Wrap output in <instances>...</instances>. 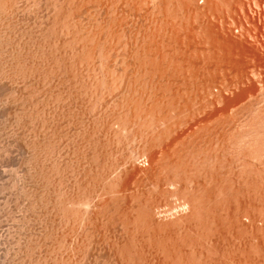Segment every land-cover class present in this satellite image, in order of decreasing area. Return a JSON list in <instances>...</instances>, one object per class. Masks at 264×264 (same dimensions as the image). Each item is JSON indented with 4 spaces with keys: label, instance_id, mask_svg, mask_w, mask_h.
I'll return each instance as SVG.
<instances>
[{
    "label": "rangeland",
    "instance_id": "1",
    "mask_svg": "<svg viewBox=\"0 0 264 264\" xmlns=\"http://www.w3.org/2000/svg\"><path fill=\"white\" fill-rule=\"evenodd\" d=\"M16 1H15L16 3L15 7L13 6L14 9H11V11L1 9V11H5V12H0V72L3 70L0 73V115H1L0 116V264H4V262L5 264H54V263L55 264H70V263L71 264H78V263L79 264H93V263L103 264V262L109 261V260H106L108 256H105V255H109V258L111 260L112 252H113V248L112 246H110L112 242L111 239L107 240V241H111L109 245L107 241L104 242V240L106 239L105 238L101 239V236H100V242L98 243L99 245L94 243V249H95L94 251V249L92 248L93 242L99 239V236H98L96 237V240L94 239L95 241H93L90 244L91 247L88 245V249L84 248L81 243L82 242L81 241L82 239H80L81 236L77 235V233L79 234L80 232H78V229L76 231V226L74 224H71L70 220L64 219L65 217L62 218V214H58L60 212H55V211H58V208L57 206L53 204L55 200L56 202L59 201L58 200L59 198H61L59 201L61 202L62 197L64 195H66L64 197L65 199H67L68 195L69 196L72 195L70 193H73L75 195V193L78 192L76 194H79L81 192L80 190L82 186L84 187V185L82 184L84 183V180H85L84 179L85 174H88V173L93 174L94 170L99 171L100 169H101L100 170L101 172L102 170L108 171V169H111L113 165L115 168V166L118 163L119 165L120 164L122 165L124 164L125 161L131 162L130 164H133L132 167L133 168L135 167V168L132 169L131 167L130 169H132V171L130 169L128 170L129 174H127V178H124V180L129 179V177H131L132 175L133 176L139 175L138 177L141 178L143 174H146L148 172L146 175H144L145 177L147 176L148 179L143 178V180L141 181L142 183L141 182L140 183L142 184V186L145 183L146 185L148 184V186L150 185L151 189L153 186V189H152L153 193L149 189V191L151 192V195L154 194L155 199L159 197L158 201L160 203L159 204L160 207L158 206L157 213L161 217V219H163L162 222L164 223L162 225L167 227L169 231L164 232V234L162 235L163 231H165V227L164 228L158 227V225L162 226L160 224H157L155 226V229L157 227L159 229L161 228L160 230L163 229L162 231H160L162 233H159L161 235L157 233L159 237H162V236L164 237V235L166 236L165 233L167 234L169 233L166 237L170 235L167 241L165 240L166 237L164 239H162L163 237L161 238V240L166 241L165 243L163 242L162 246H165L164 244L169 243L170 241V243L176 245V246L173 245V247L174 248L176 247L177 249L175 253L177 251H178L177 253L182 252L181 254L179 253L180 256H178L177 253L176 255H174L173 250L175 249H172V250L170 249V248H173L171 247L172 244H167V245H170V248H168L169 246L167 247V249H169L168 253L170 252V250L172 251V254L170 255L168 254L169 257L172 255L180 259L179 261L175 257H173L174 259L173 260L171 259L173 262L171 260H168L171 262V263L169 262L170 264H179V263L180 264L181 263L183 264H187V263L188 264H193V263L194 264H205V263L206 264H244V263L245 264H264V245H263L264 244V121H263L264 120V58H263L264 57V0H186V1L185 0L184 1L183 0H167V1L166 0H145V2H143L144 0H140V2L139 0H136V1L129 0V2L128 0H119V2H117L118 0H112V1L103 0L101 2L102 4L100 3L98 4V6H96L92 1L88 4L90 0L86 1L87 3L85 2V0H82V3L80 2L81 7H79L80 11L77 7L78 4L80 3H78L77 6L75 5L73 7L78 11L77 12L76 10H74L78 13V15L80 12V17L78 15L75 17H77L76 18L77 20H80V21H77V24L79 22L81 24L79 26L76 25V27L75 26L73 27V25L76 24L75 23L76 19L74 18L75 24L74 23L73 25L68 24L70 25L68 33L67 32L59 33L60 36L58 34L59 28H57L56 30L55 28L59 27V25H61L60 23L62 22L64 23V21L61 20L62 14L64 15V13H61L60 11L61 19L60 18L58 19L57 18V16L59 17V13L57 12L58 9H53L54 7H52L51 0H16ZM83 1L85 2V4ZM124 1L126 4L124 3ZM132 1H134V3ZM179 1H181V3ZM82 4L85 6H83ZM165 5H169V6H165ZM125 6L127 8H125ZM178 7L181 8L180 9L181 11L179 10ZM81 8H82V11H81ZM76 12H75V15L77 14ZM55 13L58 15H56ZM54 16L58 20H56ZM112 18H115V20L116 18L118 19L122 18V20L120 21L121 23L123 22L122 23L123 29L121 30V34L119 33L120 36L119 34L116 36L111 34L112 32L111 25L114 20ZM53 19L56 20L54 21V23L52 22ZM118 19L116 20V22H118ZM127 19L129 21H127ZM59 20L62 22H59ZM52 24L53 26L54 24L55 25L59 24V25H57L56 27L54 26L52 28ZM71 26L72 28L76 30L77 32L76 37L79 36L78 39H80V36L83 34V36H81L83 39L82 40L80 39L81 40L80 42L77 41L78 39L76 37L74 38L76 34L74 29H72V31L75 34L74 36L72 35ZM78 27H81V28L84 27L83 28L84 30L80 28L81 30L79 29L80 31L79 30L77 31ZM88 27L91 30H89ZM176 28H178V30ZM169 29L175 32L174 35H173V32H171V30ZM50 30L55 31L53 35H52V31ZM85 30H87V32H85ZM175 30L179 33V35ZM49 31L51 32V34L49 33ZM82 31L84 33H82ZM89 31L91 33H88ZM64 33L66 34V37ZM85 33L86 34L88 33V34L86 35ZM170 33L173 35V37ZM61 34H62V37H61ZM90 34H93V35H90ZM152 34L155 36H153ZM53 36L54 38L56 37L55 40ZM86 36L90 38L88 42L85 40ZM110 36H114V37H111L113 38V40L110 39ZM149 36L154 37L155 39L150 38ZM161 36H164V38H167V40L162 38ZM170 36H171V39H170ZM67 37H69L71 41V42L69 41L70 43L68 42ZM65 38H67V40H65ZM71 38L73 40L75 39L78 43H75L76 41H72ZM118 38L120 40H118V43H116ZM168 38L170 39L171 42L169 41ZM173 38L175 39L173 40ZM176 38L178 42L176 41ZM99 39L102 41H100ZM146 39H149L148 40L149 43L152 42V40H154V42L155 41L158 42L160 39L162 40L164 39V41L166 40L167 43L169 41L170 44L175 42L174 46H176L177 44H180L179 46H181L180 48L181 51L180 49H178V52L173 51L172 53V50H171V54H174L175 52L178 54V56H175L177 54H174L173 55L174 57L180 56L179 58H181L182 56L184 60L185 59L186 61L188 60L187 62L183 61L185 64L188 63L187 65L188 68L183 63L182 69L184 71L183 70L179 71L183 73V74L181 73V75L184 78L186 77L187 80L185 78V82H186V87H185V85L182 86L180 82L182 79L180 73L175 74V75L177 74L180 75L176 77V80H174L175 77L171 78L173 79L171 83V87H172L171 92L172 93L174 92V94H177V95L175 98V105H174L175 108L174 106H172L171 108L172 110L169 109V117L166 120L167 124L169 122V125L167 126L169 128H166V131L170 132L169 134L173 136L171 137L169 135V138H168L167 137L168 134L166 135L167 132H165L164 136L166 135L165 136L166 140L165 138H163L164 136L160 138V140L162 139L161 141L157 140L156 137H153V139L155 138L154 140L156 144L154 143V140L149 137L148 140H146V142H149V139L152 140L153 141L152 146L151 144L149 145V143L142 142V146H145L144 149H146V151L142 148L143 151L142 150L141 151L143 152V154L140 155L139 149H141V147H138L139 157L137 158L138 155L133 156L136 159V161L135 160L133 161V159L129 157L131 159L130 161L127 159V155L129 156L128 153L130 151L128 152L127 150L131 147V145H133L135 140L131 139L126 134H125L126 135L125 138L120 136L122 138L119 141H117V139L115 141L114 139L116 138L117 135L113 132V130L116 129L115 127L117 126V124L115 126L114 124L115 122L112 120V118H114L113 117L114 115L112 114L114 112V110H112V107H113L112 105L113 103L115 104L114 105L115 108L114 107L113 108L116 110L118 108L117 104L118 103L120 104V101L122 98H124V95L121 98V95L117 94L119 93V91L121 94L122 89H120V84H119V87H117L118 83L115 82L116 85L113 83L114 80L116 79L113 80L111 78L113 77L114 74L116 75L115 71H119L123 67H126V70L127 69L129 70L130 68L132 72L130 70L129 71L127 70L126 72H131L130 76L133 75V78L142 79L143 77L144 78L147 77L142 74L143 72L142 70H140L141 72L139 71L140 68L137 69V72H136L135 69L137 66L134 65L135 62L131 59L132 57L128 58V55H127V58H128L127 59L126 55L124 56L125 53L129 52L130 49H127L129 46L134 44L135 47L136 46L138 47L139 44L141 45V43L143 42H144L143 44L147 43L145 42ZM59 40L61 42L62 40H64L65 46L61 44ZM66 41L69 44H67ZM58 42L60 44H58ZM99 42L100 43L103 42L102 45L99 44ZM12 43L14 45H12ZM81 43H84V44L86 43L89 49L92 47H95L97 49H102V50L104 49L103 51L108 50V53L109 52L110 53L108 54L104 52V54H107L108 56L104 55L102 60L101 59L98 60L96 58L97 60L96 61L95 58L90 55L89 53L90 50L88 49L87 45L84 46L85 48L82 47V51H81ZM104 44H106V47L107 46L108 47L106 48ZM51 45H52V48H50ZM75 45L79 47H76ZM95 45L96 46L101 45V47L98 48ZM109 45L112 47L109 48L110 47ZM182 47H184L183 49L185 53ZM87 49L89 50L88 52L86 51ZM55 52L58 55L55 54ZM85 52H87V54L90 57L86 55ZM189 52H190V55L188 54ZM70 53L76 57L75 58L71 55L76 61H74L72 57H70ZM183 53L185 54V57L184 55H182ZM31 55H32V58H31ZM62 56L64 57V59L62 58ZM29 57L31 60L29 59ZM69 57L70 59L74 61V62L72 61V63L73 64L75 63V65H73L74 68L70 65L71 60L69 59ZM191 57H194L196 60L192 59ZM37 58L39 59L37 60ZM55 58L58 59L60 63H56L58 62V60L56 61ZM66 58L67 60H65ZM79 58L81 59L78 60ZM91 58L94 60H90ZM52 59H54L55 61ZM60 60H62L63 62H61ZM64 60L66 61V63L68 62L69 63L66 64ZM130 60L132 61V63ZM25 62H27L28 64L27 63L25 64ZM49 63L51 64L48 65ZM129 63H131L132 66H136L134 67V70H132L133 68L131 64ZM17 64L19 66H17ZM65 64L66 66H68V68L65 66ZM51 66L52 67L54 66L55 68L54 67L52 68ZM189 66L192 67L190 70H188ZM196 66H197V69H196ZM12 67L16 68V69H12L14 72L18 68H19V71H16L14 73L11 70ZM20 67L21 68L25 67V70H27V72L23 71L24 72L23 73L20 70L21 69ZM28 67H30L31 69L28 70ZM69 67H71L72 69L71 68L69 69ZM185 67L187 69H185ZM93 68L95 71L93 70ZM75 69H76V72H74ZM192 69L196 71L193 70L194 72H192L191 71ZM54 70L56 73L54 72ZM72 72L74 73V75ZM191 72L193 73L194 77L192 76ZM107 73H110V74H107ZM134 74L137 77L136 76L134 77ZM91 75L92 76L94 75L95 79ZM102 75L103 77L101 78ZM154 77L160 79V77H157V76H154ZM97 78H99L98 81H97ZM146 79H148V77ZM111 80L113 81L111 82ZM196 80H199V81H196ZM140 81L135 80V82L137 83L135 85V90H137L136 88L140 86L139 87L140 90L138 88L139 94L146 93L148 95L150 92H154L156 90L155 88H157V86L155 85L156 87H154V90L152 91L153 87H151L150 84H148L147 82L143 84ZM185 82L183 83L185 84ZM196 83L198 85H196ZM146 84H147V87H146ZM175 85H178L179 86L178 88L180 89H178L177 86ZM121 88H123V84ZM144 88H145V91H144ZM176 90L177 92H175ZM69 91L71 93H69ZM135 93L138 94L137 91ZM149 101L150 100H148V102ZM110 110H112L111 113H110ZM173 110L175 111L173 112ZM28 111L29 113H27ZM170 112L172 114H170ZM182 116H185V117H182ZM107 117L109 120L107 119ZM162 125L163 123H159L158 127ZM152 135L153 134H151V136ZM87 136L89 137V139ZM81 137L84 140L81 139ZM120 137L117 136V138L119 139ZM41 139L42 140L44 139V140L42 141ZM37 143L38 145L39 144L40 145L38 146ZM50 143L53 144L54 146L53 145H52L53 147L50 146L51 145ZM45 144L46 146H48V148L44 146ZM161 144L162 145L164 144L165 148ZM32 145L34 146V148ZM94 145L96 146L101 145V146L100 148L97 146V149L95 150L96 147H94ZM139 146H141V143ZM150 147H153V148H150ZM32 149H34V152ZM91 149L94 150L95 152L92 151ZM165 149H167L166 153L164 152L165 154L162 155L161 151ZM83 154L85 155L83 156ZM135 154L136 153L134 152L133 155ZM142 155L144 158L142 157ZM160 155H161V158H159ZM130 156L132 157V154ZM166 156H169V157H166ZM95 157L97 160L94 159ZM102 158H104L105 161L107 160L106 161L107 163L104 162ZM111 158H113L112 161H108V160H111ZM122 158H124L125 160ZM93 160L94 161L96 160L95 163L97 164H95ZM102 162H104V165ZM171 162L174 163V165ZM54 164L56 165V167H60L61 171H60V168H56L59 171L54 170V167L52 166ZM98 165L100 166V169ZM146 166L149 169V171L146 168ZM88 169L89 170L93 169V170L91 172ZM174 170L177 171V174ZM38 171L42 172L43 175L41 174L42 175L41 176ZM171 172H173L174 175ZM164 175L166 176L168 175V177ZM177 176H178V180L176 178ZM45 177H47L48 179L47 178L45 179ZM85 178H86V175H85ZM87 178H88V175H87ZM189 178H191L190 181L192 180L191 181L193 182L192 184L189 181ZM144 179L148 181L149 183H151V181H154V183L149 184ZM149 179L151 181H149ZM80 185H82L81 188H80ZM186 185L187 186L189 185L188 187L190 188H188ZM190 185H193V186H190ZM194 185H196V189L194 188L195 187ZM142 186L139 187V184H138L137 189L138 191L143 193L145 189ZM139 188L141 189L143 188V189L140 190ZM198 188L200 191L199 190L197 191ZM178 190L179 192H182V193H179ZM183 190H185V193H183ZM159 192H161L162 198L158 196ZM187 192H189V194H187ZM190 192L194 193L193 195L194 197H196L197 195L198 198L196 197L194 199L196 201L194 200H192L193 202L189 201V198L192 195ZM144 193L149 194L148 191L147 192L145 191ZM180 194H185V197H184L185 199L183 198L184 201L181 198L183 197V195L180 196ZM206 194L208 198L206 197ZM55 196H60V197L58 198ZM154 196H151V198ZM54 198L55 200L53 201ZM187 198L188 200H186ZM202 199L204 200L206 199L205 202L203 201L204 203L201 201ZM182 202H184L185 204ZM188 202L193 207L192 208L193 210L191 209V206L189 207L190 204ZM196 202H197V205H196ZM30 203L31 204L33 203L32 208H30L31 207ZM216 205L218 206L216 207ZM53 206L56 207L57 210L54 209ZM199 206L201 209V210L199 209L200 213L197 210ZM194 208L196 210H194ZM202 209H205L206 211L204 210L205 212H202L203 211ZM48 211L50 212L51 215L49 214ZM193 211L195 212L197 211L196 213H199V215L195 214V212L193 214ZM191 212L192 214H190ZM57 215L61 217L59 218ZM188 217H190V219ZM179 218H182V219H179ZM165 219H167V221H165ZM210 219L212 220L210 221ZM66 220L69 222H67ZM178 220H180L181 223L179 221V224H178V222H176ZM231 220H235V221H231ZM159 222L161 223V220ZM169 226H171L172 229ZM257 226H259V228H257ZM68 227L71 229H69ZM158 228L156 230H158ZM183 231H186V233ZM46 233L48 237L45 236ZM73 235H76L78 238L76 239V236H73ZM155 236H157L156 233H155ZM159 237L157 238L155 237V239L157 240L159 239ZM69 238L70 239L73 238V239L70 240ZM33 239H35V241ZM61 239L64 241H62ZM75 240L77 243L81 241L79 243L81 245L79 244L76 245L77 244L76 243L74 247L73 244L75 243ZM175 240L177 241L176 243H175ZM178 240L181 242H178ZM192 240H194V242ZM57 241L59 244L57 243ZM32 243L34 244L37 243V244L35 247L33 246L34 249L32 250V254H31V251H27V250H29V247L32 245ZM60 243H63L64 245L63 244L61 245ZM155 243L158 246L160 244V243L158 244L157 242ZM26 245L27 247L28 246L29 247L27 248ZM97 245L99 247L102 246L101 250L100 248H98ZM79 246L80 247L82 246V248L85 251ZM155 246H153V251H152V254L154 255V257H152L153 263L154 264L167 263V258H166V262L164 260V258L167 256L166 255L167 251H165V254H164V249L166 247H164V249H162L163 247L162 248L160 247L162 249V252H161L160 251L161 249L158 247L159 249L158 250L157 246L156 247ZM178 246L179 247L181 246V248H178ZM110 247H111V250H110ZM89 248L93 249V251L95 252L94 253L95 255L90 256L91 254H93V252L92 250H90L91 251L90 252ZM96 248L99 249L98 253H96ZM30 249L32 248L30 247ZM66 249L68 251H66ZM25 250H26V254H24ZM222 250L224 253L222 252ZM69 251L71 253H69ZM99 251L101 252L99 253ZM108 251L109 253L111 251L112 252L108 254ZM28 252L30 253L29 255H28ZM86 252L87 254H85ZM81 253L83 254V256ZM89 253L91 254L89 255ZM155 253H157V255ZM162 253L164 254L163 256H162ZM29 256H31L32 258ZM181 256H184V257L182 258ZM58 257L60 258L58 259ZM65 258H68V259H65ZM174 260H175V263H174Z\"/></svg>",
    "mask_w": 264,
    "mask_h": 264
},
{
    "label": "bare ground",
    "instance_id": "2",
    "mask_svg": "<svg viewBox=\"0 0 264 264\" xmlns=\"http://www.w3.org/2000/svg\"><path fill=\"white\" fill-rule=\"evenodd\" d=\"M15 1L16 0H0V12H5V11H1V9H4V10H9V11H11V9H14L13 8V6L15 7ZM52 1V7H54L53 9H58L57 10V12L59 13V17L57 16V18L59 19H61V17H60V11H61V13H64V15L62 14V19L61 20H63L64 21V23L62 22V21H60L59 20V22H62V23H60L61 25H59V24H57V25H59V27H56L57 25H55L54 24V26L56 27L55 28V30L57 29V28H59L58 30V34L59 33H62V32H67L68 33V31H69V27H70V25H73V23H74V21H75V19L77 18V17H75V16H77L78 15V11L75 9V8H73L75 5L77 6V4L78 3H82V0H51ZM86 1H89V0H85V2ZM93 2L96 6H98V4H100L103 0H90L89 2H88V4L90 3V2ZM112 1V0H111ZM134 1H136V0H134ZM134 1H132L133 3H134ZM167 1V0H166ZM184 1V0H183ZM186 1V0H185ZM17 2V1H16ZM84 2V1H83ZM85 2H84V4H85ZM117 2H119V0L117 1ZM128 2H129V0H128ZM139 2H140V0H139ZM138 2V3H139ZM142 2V1H141ZM143 2H145V0L143 1ZM180 3H181V1H179ZM188 2V1H187ZM81 3L80 4H78V9H79V7H81L80 5H81ZM87 3V2H86ZM110 3V2H109ZM124 3H125V1H124ZM164 3V2H163ZM177 3V2H176ZM189 3V2H188ZM87 4V5H88ZM102 4V3H101ZM120 4V3H119ZM126 4V3H125ZM128 4V3H127ZM132 4V3H131ZM167 4V3H166ZM185 4V3H184ZM187 4V3H186ZM83 5V4H82ZM86 5V6H87ZM188 5V4H187ZM186 5V6H187ZM50 6H51V4H50ZM83 6H85V5H83ZM118 6V5H117ZM127 6V5H126ZM125 6V8H127ZM146 6V5H145ZM148 6V5H147ZM163 6V5H162ZM165 6H169V5H165ZM177 6H179V5H177ZM134 7H135V5H134ZM181 7V6H180ZM36 8V7H35ZM92 8V7H91ZM113 8V7H112ZM116 8V7H115ZM133 8V7H132ZM141 8V7H140ZM143 8V7H142ZM146 8V7H145ZM179 8V7H178ZM185 8V7H184ZM93 9V8H92ZM122 9V8H121ZM129 9V8H128ZM181 8H179V10H180ZM196 9V8H195ZM19 10V9H18ZM63 10V11H62ZM74 10H76V11H74ZM98 10V9H97ZM104 10V9H103ZM131 10V9H130ZM177 10V9H176ZM175 10V11H176ZM179 10H178V12H179ZM189 10V9H188ZM79 11H80V9H79ZM81 11H82V8H81ZM119 11V10H118ZM181 11V10H180ZM55 12V11H54ZM56 12V13H57ZM75 12L77 13L76 15H75ZM90 12V11H89ZM132 12V11H131ZM138 12V11H137ZM171 12V11H170ZM55 13V14H56ZM119 14V13H118ZM14 15V14H13ZM56 15H58V14H56ZM98 15H100V14H98ZM19 16V15H18ZM52 16V15H51ZM63 16H64V18H63ZM79 17H80V12H79V15H78ZM112 16V15H111ZM114 16V15H113ZM119 16V15H118ZM15 17V16H14ZM84 17V16H83ZM97 17V16H96ZM106 17V16H105ZM104 17V18H105ZM109 17V16H108ZM107 17V18H108ZM115 17V16H114ZM121 17V16H120ZM126 17V16H125ZM183 17V16H182ZM6 18V17H5ZM54 18H55V16H54ZM75 18V19H74ZM110 18V17H109ZM56 19V18H55ZM53 19V23H54V21H56V20H58V19ZM91 19V18H90ZM95 19V18H94ZM101 19V18H100ZM112 19H114L113 20V23H112V25H111V34H113L114 36H116V35H118L119 33L121 34V30L123 29L122 28V23H121V21L120 20H122V18L120 19H118V18H116V20L118 19V22H116V20H115V18H112ZM139 19V18H138ZM188 19V18H187ZM41 20V19H40ZM110 20V19H109ZM177 20V19H176ZM190 20V19H189ZM15 21V20H14ZM77 21H80V20H77L76 19V24L75 25H73V27L75 26L76 27V25H80L81 23L79 22L78 24H77ZM114 21H115V23H114ZM127 21H129L128 19H127ZM181 21H182V19H181ZM180 21V22H181ZM91 22V21H90ZM105 22V21H104ZM196 22V21H195ZM10 23V22H9ZM50 23V22H49ZM57 23H58V21H57ZM88 23V22H87ZM93 23V22H92ZM100 23H101V21H100ZM111 23V22H110ZM164 23H166V22H164ZM8 24V23H7ZM28 24V23H27ZM68 24H70V25H68ZM104 24V23H103ZM15 25V24H14ZM164 25V24H163ZM170 25V24H169ZM8 26V25H7ZM53 26V24H52V28L54 27ZM82 26V25H81ZM100 26V25H99ZM171 26V25H170ZM173 26V25H172ZM5 27V26H4ZM40 27V26H39ZM44 27V26H43ZM104 27V26H103ZM108 27H110V26H108ZM164 27V26H163ZM81 27H78L77 28V31L80 29ZM84 28V27H83ZM83 28H81L82 30H84ZM89 28V27H88ZM166 28V27H165ZM14 29V28H13ZM50 29V28H49ZM72 29H74V28H72V26H71V31H72ZM80 29V30H81ZM94 29V28H93ZM167 29V28H166ZM172 29H173V27H172ZM177 30H178V28H176ZM200 29V28H199ZM38 30V29H37ZM67 30V31H66ZM75 30V29H74ZM79 30V31H80ZM88 30V29H87ZM87 30H85V32H87ZM89 30H91L90 28H89ZM169 30H171V29H169ZM50 31H52V30H50ZM49 31V33L51 34V32ZM125 31V30H124ZM123 31V32H124ZM176 31V30H175ZM208 31V30H207ZM210 31V30H209ZM9 32V31H8ZM21 32V31H20ZM48 32V31H47ZM54 30L52 31V35L54 34ZM75 32H76V30H75ZM96 32V31H95ZM139 32V31H138ZM161 32V31H160ZM171 32H173L172 30H171ZM177 32V31H176ZM196 32V31H195ZM14 33V32H13ZM79 33V32H78ZM82 33H84L83 31H82ZM88 33H91L90 31L88 32ZM87 33V34H88ZM104 33V32H103ZM107 33H108V31H107ZM126 33V32H125ZM157 33H158V31H157ZM174 33L175 32H173V35H174ZM178 33V32H177ZM207 33V32H206ZM65 34V33H64ZM74 32L72 31V35L74 36ZM86 34V33H85ZM86 34V35H87ZM106 34V33H105ZM104 34V35H105ZM120 34H119V36H120ZM124 34V33H123ZM154 34V33H153ZM152 34V35H153ZM163 34V33H162ZM171 34V33H170ZM181 34V33H180ZM51 35V36H52ZM56 35V34H55ZM69 35V34H68ZM67 35V36H68ZM76 35H77V32H76V34H75V36H74V38L76 37ZM81 35V34H80ZM90 35H93V34H90ZM89 35V36H90ZM151 35V36H152ZM160 35V34H159ZM158 35V36H159ZM168 35V34H167ZM172 35V34H171ZM173 35H172V37H173ZM178 35H179V33H178ZM186 35V34H185ZM203 35V34H202ZM214 35V34H213ZM28 36V35H27ZM38 36V35H37ZM47 36V35H46ZM57 36V35H56ZM59 36H60V34H59ZM64 36V35H63ZM71 36V35H70ZM69 36V37H70ZM81 36H83V34L81 35ZM80 36V39L82 40L83 38ZM85 36V35H84ZM106 36V35H105ZM108 36H109V34H108ZM114 36H110V39H112L113 40V38H111V37H114ZM132 36V35H131ZM138 36V35H137ZM146 36H147V34H146ZM151 36H149L150 38H153V39H155L154 37H151ZM153 36H155V35H153ZM2 37H3V35H2ZM43 37V36H42ZM61 37H62V34H61ZM65 37H66V34H65ZM69 37H67L68 38V42L70 41V39H69ZM78 37L79 36H77L76 38L78 39ZM104 37V36H103ZM133 37V36H132ZM149 37H147V38H149ZM160 37V36H159ZM162 38H164V36H161ZM166 37V36H165ZM187 37V36H186ZM205 37V36H204ZM215 37V36H214ZM213 37V38H214ZM53 38H54V36H53ZM56 38V37H55ZM55 38H54V40H55ZM67 38H65V40H67ZM73 38V37H72ZM71 38V40L72 41H76L75 39L73 40ZM85 38V37H84ZM87 38H88V36H86V38H85V40L88 42L89 41V39L90 38H88V40H87ZM117 38V37H116ZM136 38V37H135ZM177 38H178V36H177ZM177 38H176V41H177ZM184 38V37H183ZM14 39V38H13ZM50 39H51V37H50ZM61 39V38H60ZM62 39H64V38H62ZM80 39H78L77 41H81ZM133 39V38H132ZM143 39H144V37H143ZM157 39H158V37H157ZM164 39H166L167 40V38H164ZM164 39L162 40V39H160L158 42H154V40H152V42H150L149 43V39H146L145 40V42H147V43H145V44H143L144 42L143 41H141V42H143V43H141V45L139 44V46L137 47H135V45L134 44H132L131 46H129L127 49H130L129 50V52H127V53H125L124 54V56L126 55V58H127V55H128V58H131L135 63H134V65H136V66H132V61H131V63H129V64H131V66H132V70H134V67H136V72H137V69H139V71L140 70H142L143 72H142V74L143 75H145V76H147L148 77V79H146V78H144L143 76V78L141 79H136V78H133V75L132 76H130V73L132 72L131 70H130V68H129V70L131 71V72H126L127 70H126V67H123V68H121L119 71L121 72H119V71H115L116 72V75L114 74L113 75V77L111 78V79H116V80H114V84H115V82L116 83H118V86L117 87H119V84H120V89H122L121 90V94H120V91H119V93H117V94H119V95H121V98L123 97V95H124V98H120L121 99V101H120V104L118 103L117 104V109L115 110L114 108V103H113V107H112V110H114V112L112 113L114 116V118H112V120L115 122H113L114 124H115V126H116V124H117V126L115 127L116 129L115 130H113V132L118 136V137H120V136H122V137H126V135H128L131 139H134L135 140V142L133 143V145H131V147L127 150L129 153V156L127 155V159L128 160H130L131 161V159H133V161L135 160L136 161V159L133 157V156H136V155H138V151H139V154L141 155V154H143V149H144V147L145 146H142V142H144V143H149V145L151 144V146H152V144H153V141L152 140H150L149 139V142H146V140H148V138L150 137V138H152L153 139V137H156L157 138V140H160V138L161 137H163L164 136V134H165V132H167L166 131V128H169V127H167L168 125H169V122H168V124L166 123V120L168 119V117H169V109H171L172 108V106H174L175 105V98H176V95L177 94H174V92L172 93L171 92V90H172V87H171V83H172V81H173V79H171L172 77L174 78L175 77V79L174 80H176V77L177 76H180L181 75V73L182 72H179V71H182L183 69H182V67H183V61H186V59L184 60V58H182V56H181V58H179V57H174L173 55L174 54H177V53H175L176 51L178 52V49H180L181 48V46H179L180 44H177L176 46H174V43L175 42H173V43H171L170 44V39H171V36H170V39H169V41H168V43H167V41L165 42L164 41ZM175 38H173V40H174ZM180 39V38H179ZM53 40V41H54ZM100 40V39H99ZM106 40V39H105ZM115 40V39H114ZM118 40H120L119 38L117 39V41H116V43H118ZM172 40V41H173ZM10 41V40H9ZM40 41H42V40H40ZM60 41V40H59ZM75 42V43H78V42ZM100 41H102V40H100ZM131 41V40H130ZM182 41V40H181ZM5 42V41H4ZM55 42V41H54ZM63 42V43H62ZM62 42L60 41V43L61 44H63L64 46H65V41L64 40H62ZM67 41H66V43L67 44H69ZM178 42V41H177ZM218 42V41H217ZM40 43V42H39ZM56 43H57V41H56ZM59 42H58V44H60ZM74 43V44H75ZM102 43L103 42H99V44H101L102 45ZM107 43H108V41H107ZM126 43V42H125ZM133 43V42H132ZM153 43V44H152ZM165 43H167V44H165ZM20 44V43H19ZM35 44V43H34ZM55 44V43H54ZM57 44V45H58ZM98 44V43H97ZM110 44H111V42H110ZM115 44V43H114ZM12 45H14L13 43H12ZM41 45V44H40ZM48 45V44H47ZM53 45V44H52ZM52 45L50 46V48H52ZM57 45H55V46H57ZM71 45V44H70ZM87 44L85 43H81V51H82V47L83 48H85L84 46H86ZM101 45H99V46H96V47H101ZM113 45V44H112ZM54 46V47H55ZM72 46H73V44H72ZM76 46V45H75ZM79 46H80V44H79ZM79 46H76V47H79ZM104 46L106 47V44H104ZM110 46V45H109ZM114 46V45H113ZM116 46V45H115ZM212 46V45H211ZM53 47V48H54ZM60 47V46H59ZM68 47V46H67ZM87 47H88V45H87ZM86 47V48H87ZM91 47V46H90ZM108 47V46H107ZM106 47V48H107ZM112 46H110L109 48H111ZM187 47V46H186ZM197 47V46H196ZM213 47V46H212ZM218 47V46H217ZM6 48V47H5ZM49 48V49H50ZM104 48V47H103ZM105 48V49H106ZM114 48V47H113ZM184 47H182V49H183ZM215 48V47H214ZM34 49V48H33ZM78 49V48H77ZM88 49H89V47H88ZM86 50L87 52L90 50V55L92 56V57H94L95 58V60H96V58L98 59V60H102V58L104 57V55H107V54H104V52H106V53H108V50L107 51H103L102 49H97V48H95V47H92V48H90L89 50ZM189 49V48H188ZM217 49V48H216ZM32 50V49H31ZM45 50V49H44ZM65 50H66V48H65ZM71 50V49H70ZM161 50V51H160ZM171 50H172V53H173V51H175L174 52V54H171ZM195 50V49H194ZM198 50V49H197ZM17 51V50H16ZM43 51V50H42ZM55 51V50H54ZM110 51V50H109ZM180 51H181V49H180ZM183 51H184V49H183ZM196 51V50H195ZM213 51V50H212ZM3 52V51H2ZM48 52H49V50H48ZM67 52V51H66ZM87 52H85L86 53V55H88L87 54ZM113 52V51H112ZM123 52V51H122ZM126 52V51H125ZM208 52V51H207ZM215 52V51H214ZM18 53H19V51H18ZM29 53V52H28ZM32 53V52H31ZM54 53V52H53ZM52 53V54H53ZM110 53V52H109ZM108 53V54H109ZM184 53H185V51H184ZM182 54V55H184V57H185V54ZM49 54V53H48ZM47 54V55H48ZM55 54H57L56 52H55ZM189 55H190V52L188 53ZM193 54V53H192ZM209 54V53H208ZM13 55V54H12ZM29 55V54H28ZM46 55V56H47ZM58 55V54H57ZM60 55V54H59ZM69 55V54H68ZM72 54L70 53V57H72L71 56ZM85 55V56H86ZM118 55V54H117ZM194 55V54H193ZM10 56V55H9ZM18 56V55H17ZM45 56V55H44ZM51 56V55H50ZM65 56V55H64ZM89 56V55H88ZM87 56V57H88ZM108 56V55H107ZM175 56H178V54L177 55H175ZM186 56H187V54H186ZM195 56V55H194ZM11 57V56H10ZM16 57V56H15ZM24 57V56H23ZM54 57V56H53ZM56 57V56H55ZM61 57V56H60ZM70 57H69V59H70ZM73 57H75V56H73ZM72 57V59L74 60V61H76L74 58ZM90 57V56H89ZM31 58H32V55H31ZM58 58V57H57ZM62 58L64 59V57L62 56ZM76 58V57H75ZM82 58V57H81ZM81 58H79L78 60H80ZM107 58V57H106ZM125 58V57H124ZM127 58V59H128ZM192 59H195L194 57H191ZM264 58V57H263ZM23 59V58H22ZM29 59H30V57H29ZM39 58H37V60H38ZM42 59V58H41ZM44 59V58H43ZM46 59V58H45ZM56 59V58H55ZM61 59V58H60ZM72 59H70L71 60V62H70V65L73 67V65H75V63L73 64L72 63ZM83 59V58H82ZM86 59V58H85ZM113 59V58H112ZM189 59V58H188ZM191 59V60H192ZM219 59V58H218ZM9 60H11V59H9ZM24 60V59H23ZM31 60V59H30ZM47 60V59H46ZM52 60H54V59H52ZM58 59H56V61H57ZM65 60H67V58L65 59ZM64 60V62L66 63V61ZM90 60H94V59H90ZM191 60H189V61H191ZM196 60V59H195ZM16 61V60H15ZM41 61V60H40ZM55 61V60H54ZM53 61V62H54ZM61 62H63L62 60H60ZM73 61V62H74ZM97 61V60H96ZM124 61H126V60H124ZM123 61V62H124ZM129 61V60H128ZM127 61V62H128ZM188 61V60H187ZM186 61V62H187ZM9 62V61H8ZM12 62V61H11ZM22 62V61H21ZM43 62V61H42ZM78 62V61H77ZM105 62V61H104ZM107 62V61H106ZM109 62H110V60H109ZM122 62V61H121ZM193 62H194V60H193ZM198 62V61H197ZM6 63V62H5ZM27 62H25V64H26ZM30 63H31V61H30ZM46 63V62H45ZM56 63H60L59 62V60H58V62H56ZM69 63V62H68ZM68 63H66V64H68ZM72 63V64H71ZM79 63V62H78ZM92 63V62H91ZM178 65H177V64ZM191 63V62H190ZM28 64V63H27ZM51 63H49L48 65H50ZM66 64H65V66H66ZM86 64V63H85ZM185 64V63H184ZM22 65V64H21ZM32 65V64H31ZM37 65V64H36ZM53 65V64H52ZM56 65V64H55ZM54 65V66H55ZM69 65V66H70ZM77 65H79V64H77ZM90 65V64H89ZM98 65V64H97ZM127 65V64H126ZM188 65V63L187 64H185V66H187ZM189 65H191V64H189ZM12 66V65H11ZM17 66H19L18 64H17ZM16 66V67H17ZM53 66V67H54ZM64 66V67H65ZM30 67H32V66H30ZM30 67H28V70L29 69H31ZM34 67V66H33ZM52 67V66H51ZM52 67V68H53ZM56 67V66H55ZM54 67V68H55ZM67 68H68V66H66ZM77 67V66H76ZM91 67V66H90ZM21 68V67H20ZM23 68V67H22ZM20 69L22 72L24 71V72H27V70H25V67L23 68V69ZM71 67H69V69H70ZM74 68V67H73ZM83 68V67H82ZM118 68V67H117ZM187 68H188V66H187ZM186 67H185V69H187ZM192 67H190L189 66V69L188 70H190ZM12 69H16V68H11V70ZM39 69V68H38ZM45 69V68H44ZM68 69V70H69ZM72 69V68H71ZM79 69V68H78ZM113 69V68H112ZM196 69H197V66H196ZM2 70V69H1ZM40 70V69H39ZM66 70V69H65ZM64 70V71H65ZM67 70V71H68ZM74 70V69H73ZM93 70H94V68H93ZM115 70V69H114ZM128 70V71H129ZM194 69H192L191 71L192 72H194V71H196V70H194ZM200 70V69H199ZM3 71V70H2ZM1 71V72H2ZM5 71V70H4ZM7 71V70H6ZM13 71V70H12ZM16 71H19V68L16 70ZM15 71V72H16ZM31 71V70H30ZM36 71V70H35ZM48 71V70H47ZM51 71V70H50ZM72 71V70H71ZM71 71H70V73H71ZM95 71V70H94ZM184 71V70H183ZM187 71V70H186ZM198 71V70H197ZM261 71V70H260ZM0 72V73H1ZM14 72V71H13ZM14 72V73H15ZM23 72V73H24ZM29 72V71H28ZM33 72V71H32ZM49 72V71H48ZM54 72H55V70H54ZM74 72H76V69H75V71ZM110 72V71H109ZM112 72H113V70H112ZM114 72V73H115ZM118 72V73H117ZM141 72V71H140ZM189 72V71H188ZM191 72V73H192ZM223 72V71H222ZM7 73V72H6ZM19 73V72H18ZM22 73V74H23ZM56 73V72H55ZM73 73V72H72ZM91 73H93V72H91ZM106 73V72H105ZM134 73V72H133ZM176 73H180V75L179 74H177V75H175ZM190 73V72H189ZM196 73V72H195ZM13 74V73H12ZM27 74V73H26ZM45 74V73H44ZM81 74V73H80ZM102 74V73H101ZM107 74H110V73H107ZM136 74V73H135ZM134 74V77L136 76ZM183 74V73H182ZM19 75V74H18ZM28 75V74H27ZM73 75H74V73H73ZM189 75H191V74H189ZM81 76V75H80ZM92 76V75H91ZM109 76V75H108ZM154 76H157V77H160V79L159 78H155ZM192 76H193V73H192ZM199 76V75H198ZM31 77V76H30ZM49 77V76H48ZM93 78L95 77L94 75L92 76ZM91 77V78H92ZM103 77V75L101 76V78ZM129 77V78H128ZM132 77V78H131ZM137 77V76H136ZM154 77V78H153ZM161 77H162V79H161ZM181 77H182V79H181V84H182V86L183 85H185V87H186V82H185V78L181 75ZM189 77H191V76H189ZM194 77V76H193ZM43 78V77H42ZM92 78V79H93ZM108 78H110V77H108ZM179 78V77H178ZM196 78V77H195ZM79 79V78H78ZM95 79V78H94ZM93 79V80H94ZM98 79L99 78H97V81H98ZM180 79V78H179ZM197 79V78H196ZM201 79V78H200ZM251 79V78H250ZM113 80H111V82L113 81ZM135 80H138V81H140L141 83H143V84H145L146 82L148 83V84H150V86L151 87H153V89H152V91L154 90V87H156L157 86V88H155L156 90L154 91V92H148L149 94L147 95L146 93H144V94H142V93H138V91L140 90V86L139 87H137L136 89L137 90H135V85L137 84L136 82H135ZM186 80H187V78H186ZM190 80V79H189ZM188 80V81H189ZM209 80V79H208ZM82 81V80H81ZM123 84V88H121V86H122V84L120 83V82ZM185 82V84L183 83V82ZM196 81H199V80H196ZM196 81H194V82H196ZM86 82H87V80H86ZM110 82V83H111ZM192 82H193V80H192ZM201 82V81H200ZM97 83V82H96ZM103 83V82H102ZM135 83V84H134ZM175 83H177V82H175ZM174 83V84H175ZM191 83V82H190ZM237 83V82H236ZM87 84V83H86ZM140 84V83H139ZM142 84V85H143ZM116 85V84H115ZM154 85V86H153ZM156 85V86H155ZM188 85V84H187ZM196 85H198L197 83H196ZM207 85V84H206ZM172 86H174V85H172ZM175 86H177V88L179 87L178 85H175ZM73 87V86H72ZM80 87V86H79ZM101 87V86H100ZM145 87V86H144ZM146 87H147V84H146ZM181 87V86H180ZM199 87H200V85H199ZM138 88H139V90H138ZM142 88V87H141ZM149 88V89H150ZM171 88V89H170ZM59 89H60V87H59ZM80 89V88H79ZM97 89V88H96ZM119 89V88H118ZM176 89V88H175ZM178 89H180V88H178ZM185 89V88H184ZM211 89V88H210ZM142 90V89H141ZM158 90H159V92H158ZM190 90V89H189ZM197 90V89H196ZM73 91H74V89H73ZM115 91V90H114ZM117 91V90H116ZM137 91V93L139 94H136L135 92ZM144 91H145V88H144ZM143 91V92H144ZM151 91V90H150ZM34 92V91H33ZM41 92V91H40ZM88 92V91H87ZM86 92V93H87ZM90 92V91H89ZM147 92V91H146ZM158 92V93H157ZM175 92H177V90L175 91ZM181 92H183V91H181ZM181 92H179V93H181ZM185 92V91H184ZM195 92V91H194ZM194 92H192V93H194ZM68 93V92H67ZM69 93H71L70 91H69ZM78 93V92H77ZM95 93V92H94ZM103 93V92H102ZM101 93V94H102ZM65 94V93H64ZM36 95V94H35ZM87 95V94H86ZM96 95V94H95ZM186 95V94H185ZM219 95V94H218ZM62 96V95H61ZM73 96V95H72ZM179 96V95H178ZM177 96V97H178ZM183 97V96H182ZM57 98V97H56ZM61 98H63V97H61ZM71 98V97H70ZM116 98V97H115ZM179 98V97H178ZM177 98V99H178ZM181 98V97H180ZM8 99V98H7ZM42 99V98H41ZM78 99V98H77ZM93 99V98H92ZM147 99V100H146ZM198 99V98H197ZM48 100V99H47ZM76 100V99H75ZM84 100H85V98H84ZM98 100V99H97ZM148 100H150L149 102H148ZM189 100H191V99H189ZM219 100V99H218ZM57 101V100H56ZM68 101V100H67ZM91 101V100H90ZM102 101V100H101ZM148 103H147V102ZM13 102V101H12ZM98 102V101H97ZM180 102V101H179ZM2 103V102H1ZM23 103V102H22ZM76 103V102H75ZM88 103V102H87ZM206 103V102H205ZM52 104H53V102H52ZM179 104V103H178ZM186 105V104H185ZM29 106H30V104H29ZM69 106V105H68ZM77 106V105H76ZM82 106V105H81ZM102 106V105H101ZM120 106V107H119ZM177 106V105H176ZM182 106V105H181ZM201 106V105H200ZM58 107V106H57ZM110 107V106H109ZM185 107V106H184ZM69 108V107H68ZM71 108V107H70ZM79 108V107H78ZM105 108V107H104ZM108 108V107H107ZM174 108H175V106H174ZM197 108V107H196ZM58 109V108H57ZM56 109V110H57ZM82 109V108H81ZM178 109V108H177ZM204 109V108H203ZM14 110V109H13ZM37 110V109H36ZM112 110H110V113L112 112ZM172 110V109H171ZM22 111V110H21ZM25 111H27V110H25ZM31 111V110H30ZM38 111V110H37ZM76 111V110H75ZM106 111V110H105ZM175 110H173V112H174ZM40 112V111H39ZM183 112V111H182ZM15 113V112H14ZM23 113V112H22ZM27 113H29V111L27 112ZM49 114V113H48ZM99 114V113H98ZM109 114V113H108ZM111 114V115H112ZM170 114H172L171 112H170ZM190 114V113H189ZM1 116V115H0ZM20 116V115H19ZM37 116V115H36ZM106 116H107V114H106ZM180 116V115H179ZM27 117H29V116H27ZM38 117V116H37ZM83 117V116H82ZM101 117V116H100ZM110 117V116H109ZM182 117H185V116H182ZM36 118V117H35ZM94 118V117H93ZM195 118V117H194ZM30 119H32V118H30ZM38 119V118H37ZM43 119V118H42ZM105 119V118H104ZM107 119H108V117H107ZM180 119V118H179ZM76 120H78V119H76ZM109 120V119H108ZM111 120V119H110ZM79 121H81V120H79ZM104 121V120H103ZM264 121V120H263ZM262 121V122H263ZM28 122V121H27ZM34 122V121H33ZM99 122V121H98ZM107 122V121H106ZM110 122V121H109ZM179 122V121H178ZM185 122V121H184ZM239 122V121H238ZM31 123V122H30ZM38 123V122H37ZM159 123H163V125L162 126H159L158 127V125H159ZM174 123V122H173ZM175 123H176V121H175ZM219 123V122H218ZM44 124V123H43ZM88 124V123H87ZM38 125V124H37ZM109 125V124H108ZM111 125V124H110ZM184 125V124H183ZM2 126V125H1ZM8 126V125H7ZM13 126V125H12ZM97 126H99V125H97ZM106 126V125H105ZM134 126V127H133ZM37 127V126H36ZM86 127V126H85ZM88 127V126H87ZM93 127V126H92ZM100 127H102V126H100ZM259 127V126H258ZM84 128V127H83ZM90 128V127H89ZM99 128V127H98ZM107 128V127H106ZM109 128H111V127H109ZM173 128V127H172ZM31 129V128H30ZM48 129V128H47ZM91 129V128H90ZM100 129V128H99ZM186 129V128H185ZM195 129V128H194ZM245 129V128H244ZM43 130V129H42ZM80 130V129H79ZM87 130V129H86ZM104 130V129H103ZM106 130V129H105ZM255 130V129H254ZM82 131V130H81ZM88 131V130H87ZM95 131V130H94ZM169 131H170V129H169ZM173 131V130H172ZM83 132V131H82ZM93 132V131H92ZM91 132V133H92ZM96 132V131H95ZM184 132V131H183ZM182 132V133H183ZM68 133V132H67ZM170 132H167L166 133V135L168 134V138H169V134ZM174 133V132H173ZM99 134H100V132H99ZM98 134V135H99ZM126 134V135H125ZM151 134H153L152 136H151ZM34 135V134H33ZM95 135V134H94ZM105 135V134H104ZM109 135V134H108ZM165 135V136H166ZM181 135H183V134H181ZM93 136V135H92ZM101 136V135H100ZM103 136V135H102ZM117 136H116V138H114L115 139V141H116V139H117V141H119V140H121V138L122 137H120V139L119 138H117ZM163 137V138H165V140H166V137ZM171 136V135H170ZM173 136V135H172ZM171 136V137H172ZM237 136H239V135H237ZM251 136V135H250ZM88 137V136H87ZM86 137V138H87ZM111 137V136H110ZM181 137V136H180ZM53 138V137H52ZM96 138V137H95ZM94 138V139H95ZM128 138V137H127ZM242 138V137H241ZM22 139V138H21ZM80 139V138H79ZM81 139H83L82 137H81ZM88 139H89V137H88ZM97 139V138H96ZM104 139V138H103ZM107 139V138H106ZM155 139V138H154ZM153 139V140H154ZM174 139H176V138H174ZM244 139V138H243ZM42 140V139H41ZM44 140V139H43ZM42 140V141H43ZM84 140V139H83ZM99 140V139H98ZM124 140V139H123ZM162 140V139H161ZM160 140V141H161ZM239 140V139H238ZM47 141H49V140H47ZM89 141V140H88ZM97 141V140H96ZM107 141H109V140H107ZM114 141V140H113ZM129 141V140H128ZM151 141V142H150ZM182 141V140H181ZM83 142V141H82ZM85 142H86V140H85ZM103 142V141H102ZM104 142H106V141H104ZM121 142V141H120ZM157 142V141H156ZM159 142V141H158ZM163 142V141H162ZM167 142V141H166ZM165 142V143H166ZM247 142V141H246ZM42 143V142H41ZM49 143V142H48ZM88 143V142H87ZM98 143V142H97ZM116 143H118V142H116ZM125 143V142H124ZM130 143V142H129ZM140 143H141V146H139L140 145ZM154 143H155V140H154ZM51 144V143H50ZM82 144V143H81ZM99 144H100V142H99ZM103 144V143H102ZM101 144V145H102ZM107 144V143H106ZM156 144V143H155ZM154 144V145H155ZM159 144V143H158ZM194 144V143H193ZM246 144V143H245ZM37 145H38V143H37ZM40 145V144H39ZM38 145V146H39ZM53 144H51L50 146H52ZM88 145V144H87ZM100 145V146H101ZM113 145V144H112ZM120 145V144H119ZM145 145V144H144ZM162 145V144H161ZM168 145V144H167ZM170 145V144H169ZM247 145V144H246ZM256 145V144H255ZM33 146V145H32ZM44 146H46V144L44 145ZM54 146V145H53ZM52 146V147H53ZM78 146H80V145H78ZM98 146V145H97ZM97 146L96 145H94V147H96L95 148V150L97 149ZM100 146H98L99 148H100ZM117 146V145H116ZM121 146V145H120ZM120 146H118V147H120ZM127 146V145H126ZM147 146V145H146ZM158 146V145H157ZM164 148H165V146H164V144L162 145ZM223 146V145H222ZM47 148H48V146H46ZM83 147V146H82ZM91 147H92V145H91ZM94 147H93V149H94ZM113 147V146H112ZM129 147V146H128ZM138 147H141V149H139ZM160 147V146H159ZM170 147V146H169ZM215 147V146H214ZM259 147V146H258ZM33 148H34V146H33ZM55 148V147H54ZM86 148H87V146H86ZM89 148V147H88ZM116 148V147H115ZM143 148V149H142ZM150 148H153V147H150ZM154 148H155V146H154ZM163 148V149H164ZM244 148V147H243ZM41 149V148H40ZM62 149V148H61ZM83 149V148H82ZM103 149V148H102ZM113 149V148H112ZM139 149V150H138ZM147 149H149V148H147ZM156 149H157V147H156ZM168 149V148H167ZM167 149H165V150H163V151H161V153H162V155L163 154H165L166 153V150ZM203 149V148H202ZM33 150V152H34V149H32ZM46 150V149H45ZM47 150H49V149H47ZM51 150V149H50ZM53 150V149H52ZM80 150V149H79ZM78 150V151H79ZM88 150V149H87ZM92 150V149H91ZM116 150V149H115ZM142 150V151H141ZM145 151H146V149H144ZM192 150H194V149H192ZM191 150V151H192ZM37 151V150H36ZM39 151V150H38ZM54 151V150H53ZM82 151V150H81ZM85 151V150H84ZM92 151H94V150H92ZM98 151V150H97ZM150 151H151V149H150ZM212 151V150H211ZM95 152V151H94ZM93 152V153H94ZM104 152V151H103ZM111 152V151H110ZM134 152L136 153L135 155H133L134 154ZM158 152V151H157ZM165 152V153H164ZM31 153V152H30ZM53 153V152H52ZM73 153V152H72ZM80 153V152H79ZM99 153H100V151H99ZM98 153V154H99ZM105 153V152H104ZM125 153H127V152H125ZM145 153H147V152H145ZM246 153H247V151H246ZM46 154V153H45ZM55 154V153H54ZM102 154V153H101ZM108 154V153H107ZM122 154V153H121ZM132 154V157L130 156ZM168 154V153H167ZM260 154V153H259ZM43 155V154H42ZM51 155V154H50ZM85 154H83V156H84ZM93 155V154H92ZM110 155V154H109ZM116 155V154H115ZM150 155V154H149ZM39 156V155H38ZM88 156V155H87ZM94 156V155H93ZM98 156V155H97ZM105 156V155H104ZM111 156V155H110ZM109 156V157H110ZM41 157V156H40ZM91 157V156H90ZM108 157V156H107ZM118 157H120V156H118ZM123 157V156H122ZM131 159H130V158ZM139 157V155L137 156V158ZM142 157H143V155H142ZM149 157V156H148ZM151 157V156H150ZM164 157V156H163ZM166 157H169V156H166ZM49 158V157H48ZM63 158V157H62ZM76 158V157H75ZM82 158V157H81ZM80 158V159H81ZM89 158V157H88ZM144 158V157H143ZM159 158H161V155H160V157ZM86 159H87V157H86ZM94 159H96V157L94 158ZM101 159V158H100ZM103 160H104V158H102ZM105 159H106V157H105ZM112 159L113 158H111V160H108V161H112ZM119 159V158H118ZM122 159H124V158H122ZM185 159V158H184ZM260 159V158H259ZM56 160V159H55ZM90 160V159H89ZM97 160V159H96ZM95 160V161H96ZM99 160V159H98ZM125 160V159H124ZM124 160H122V161H124ZM157 160V159H156ZM162 160V159H161ZM160 160V161H161ZM171 160V159H170ZM255 160V159H254ZM91 161H92V159H91ZM95 161L93 160V162L95 163ZM107 161V160H106ZM105 160H104V162H106ZM145 161V160H144ZM159 161V162H160ZM31 162V161H30ZM55 162V161H54ZM79 162V161H78ZM97 162H99V161H97ZM104 162H102L103 163V165H104ZM114 162V161H113ZM119 162V161H118ZM126 162V161H125ZM124 162V164H120L119 165V163L115 166V168H114V165H113V167L111 168V169H108V171L106 170V171H104V170H102V172L100 171L101 169H100V164L98 165L99 166V171H93V174H89L88 172V174H85L86 175V178H85V175H84V183L82 184V185H84V187L82 186V185H80V188H81V186H82V188H81V190H80V188H79V190L81 191H79L80 193L79 194H76V193H78V192H76L75 193V195L73 194V193H70V194H72V195H68L69 196V198H68V196H67V199H65V197L64 196H66V195H62L63 197H62V200H61V202H59L60 201V199L61 198H59L60 196H55V197H58L59 199V201H57L56 202V200H55V198L53 199V201L55 200V202H54V204L53 205H55V206H57V208H58V211H55V212H60V213H58V214H62V218L63 217H65L64 219H67V220H70L71 221V224H74L75 226H76V231H77V229H78V232H80L79 234L77 233V235H80L79 237H80V239H82L81 241H79V243L81 242L82 243V245H83V247L84 248H87L88 249V245L91 247V243L93 242V241H95L96 240V237H98L99 236V239H97V240H99V241H95V242H93V246H92V248L94 249V243H96V244H98L99 242H100V236H101V239L103 238H105L106 240H104V242L105 241H107V240H110L111 239V241H107L108 243H109V245H110V242H111V245L110 246H112V248H113V252H112V259L110 260V258H109V255H105V256H108L107 258H109V259H107L106 257V260H109V261H105L104 259V261L105 262H103V264H154L153 263V258L152 257H154V255L152 254V251H153V246H155V242H157L158 244H159V246L156 244V246H157V249H158V247L160 248H162V249H164V247H166L165 249H164V254H165V251H167L166 253V255L168 256H164L165 258H164V260H165V262H166V258H167V263H163V264H170L171 262L170 261H168V260H173L174 258L173 257H175V256H170L169 257V255L170 254H172V249H175V250H173V252H174V255H176V253L178 252H176L175 253V251L177 250L176 249V247L174 248L173 247V245L174 244H172V243H170V241H169V243H166V244H164L165 246H162V244H163V242L165 243L167 240H168V237L170 236H168V237H166L168 234L167 233H165L166 234V236L164 235V237L162 238V237H159L158 236V234L159 233H162V232H160V231H162V230H160L162 227L164 228L165 226L164 225H162L164 222H162L163 221V219H161V217L158 215V213H157V208H158V206H159V197H157V199H155V196H154V194L153 195H151V192L153 193V191H152V189H153V186H152V189H151V186L149 185L148 186V184L146 185V183L142 186V180H143V178H145V179H148L147 178V176L145 177L144 175H146V174H143V176L141 177V178H139L138 176L139 175H132L131 177H129V179H125L124 180V178H127V174H129L128 172V170L132 167V165L133 164H130L131 162H129V161H127L126 163ZM129 162V163H128ZM255 162V161H254ZM82 163V162H81ZM85 163V162H84ZM89 163V162H88ZM107 163V162H106ZM111 163V162H110ZM109 163V164H110ZM133 163V162H132ZM144 163H146V162H144ZM150 163V162H149ZM172 163V162H171ZM59 164V163H58ZM67 164V163H66ZM72 164V163H71ZM91 164V163H90ZM95 164H97V163H95ZM114 164V163H113ZM148 164V163H147ZM173 165H174V163H172ZM29 165V164H28ZM42 165V164H41ZM55 165V164H54ZM54 165H52L53 167H54V170H58V169H56V168H60V167H56V165L54 166ZM60 165V164H59ZM85 165V164H84ZM92 165V164H91ZM102 165V164H101ZM107 165V164H106ZM105 165V166H106ZM124 165V166H123ZM131 165V166H130ZM166 165V164H165ZM179 165V164H178ZM181 165V164H180ZM61 166V165H60ZM83 166V165H82ZM94 166V165H93ZM93 166H91V167H93ZM104 166V167H105ZM109 166V165H108ZM112 166V165H111ZM143 166V165H142ZM148 166V165H147ZM147 166H146V168H147ZM150 166V165H149ZM164 166V165H163ZM35 167H36V165H35ZM62 167V166H61ZM71 167V166H70ZM77 167V166H76ZM87 167V166H86ZM145 167V166H144ZM172 167V166H171ZM173 167H175V166H173ZM41 168V167H40ZM50 168V167H49ZM48 168V169H49ZM88 168V167H87ZM90 168V167H89ZM102 168V167H101ZM108 168V167H107ZM114 168V169H113ZM135 168V167H134ZM133 167H132V169H134ZM141 168V167H140ZM181 168V167H180ZM186 168V167H185ZM197 168V167H196ZM66 169V168H65ZM96 169V168H95ZM132 169H130L131 171H132ZM143 169H145V168H143ZM148 169V168H147ZM177 169V168H176ZM190 169V168H189ZM41 170V169H40ZM46 170H47V168H46ZM64 170V169H63ZM89 170V169H88ZM93 170V169H92ZM92 170H89V171H91L92 172ZM98 170V169H97ZM137 170V169H136ZM163 170V169H162ZM168 170V169H167ZM178 170V169H177ZM181 170V169H180ZM236 170V169H235ZM51 171H53V170H51ZM59 171V170H58ZM60 171H61V168H60ZM72 171V170H71ZM104 171V172H103ZM134 171V170H133ZM138 171H139V169H138ZM148 171H149V169H148ZM160 171V170H159ZM173 171V170H172ZM175 171V170H174ZM184 171V170H183ZM198 171V170H197ZM29 172V171H28ZM39 172V171H38ZM63 172V171H62ZM79 172V171H78ZM106 172V173H105ZM137 172V171H136ZM140 172H141V170H140ZM176 172V174H177V171H175ZM193 172V171H192ZM259 172V171H258ZM40 173V175L42 174V172H39ZM50 173V172H49ZM55 173V172H54ZM154 173V172H153ZM172 174H173V172H171ZM45 174V173H44ZM57 174V173H56ZM59 174H60V172H59ZM125 174H126V176H125ZM130 174H132V173H130ZM159 174V173H158ZM168 174H169V172H168ZM175 174V175H176ZM179 174V173H178ZM185 174V173H184ZM186 174H188V173H186ZM239 174V173H238ZM37 175V174H36ZM43 175V174H42ZM41 175V176H42ZM70 175V174H69ZM87 175H88V178H87ZM123 175H124V177H123ZM151 175V174H150ZM171 175V174H170ZM169 175V176H170ZM174 175V174H173ZM181 175V174H180ZM48 176V175H47ZM58 176V175H57ZM82 176V175H81ZM138 177V178H136V177ZM164 176H166V175H164ZM183 176V175H182ZM207 176V175H206ZM37 177V176H36ZM40 177V176H39ZM61 177V176H60ZM152 177V176H151ZM166 177H168V175L166 176ZM257 177V176H256ZM44 178V177H43ZM42 178V179H43ZM47 177H45V179H46ZM57 178V177H56ZM74 178H76V177H74ZM170 178V177H169ZM177 178V180H178V176L176 177ZM179 178H180V176H179ZM194 178V177H193ZM262 178V177H261ZM30 179V178H29ZM33 179V178H32ZM39 179V178H38ZM44 179V180H45ZM48 179V178H47ZM54 179V178H53ZM62 179V178H61ZM144 179V180H145ZM166 179V178H165ZM187 179H188V177H187ZM190 179L191 178H189V181H190ZM41 180V179H40ZM60 180V179H59ZM81 180V179H80ZM82 180H83V178H82ZM162 180H164V179H162ZM182 180V179H181ZM199 180V179H198ZM27 181V180H26ZM37 181V180H36ZM69 181V180H68ZM146 181V180H145ZM144 181V182H145ZM149 181H151L150 179H149ZM166 181V180H165ZM168 181H169V179H168ZM192 181V180H191ZM190 181V182H191ZM194 181V180H193ZM203 181H205V180H203ZM238 181V180H237ZM52 182H54V181H52ZM78 182H80V181H78ZM81 182H83V181H81ZM141 182V183H140ZM146 182H148V181H146ZM156 182V181H155ZM171 182H173V181H171ZM175 182V181H174ZM198 182V181H197ZM76 183V182H75ZM149 183V182H148ZM151 183H154V181H151ZM151 183H149V184H151ZM159 183V182H158ZM168 183V182H167ZM188 183V182H187ZM193 182H191V184H192ZM195 183V182H194ZM201 183V182H200ZM52 184V183H51ZM67 184V183H66ZM138 184H139V187H143L144 189H145V191L147 192H149V194L148 193H142V192H140V191H138ZM176 184H178V183H176ZM186 184V183H185ZM190 184V183H189ZM198 184V183H197ZM244 184V183H243ZM28 185V184H27ZM141 185V186H140ZM167 185V184H166ZM172 185H173V183H172ZM208 185V184H207ZM78 186H79V184H78ZM136 186V187H135ZM156 186V185H155ZM154 186V187H155ZM162 186H164V185H162ZM178 186V185H177ZM187 186V185H186ZM189 186V185H188ZM187 186V187H188ZM190 186H193V185H190ZM195 187V189H196V185H194ZM198 186V185H197ZM47 187V186H46ZM52 187V186H51ZM150 187V188H149ZM160 187V186H159ZM174 187V186H173ZM176 187V186H175ZM184 187V186H183ZM25 188V187H24ZM49 188V187H48ZM47 188V189H48ZM54 188V187H53ZM142 188V189H143ZM171 188V187H170ZM180 188V187H179ZM188 188H190V187H188ZM187 188V189H188ZM194 188H193V190H194ZM31 189V188H30ZM34 189V188H33ZM58 189V188H57ZM56 189V190H57ZM78 189V188H77ZM83 189V190H82ZM140 190H142L141 188H139ZM149 189H150V191H149ZM157 189V188H156ZM173 189V188H172ZM171 189V190H172ZM206 189V188H205ZM63 190V189H62ZM166 190V189H165ZM182 190V189H181ZM199 190V188L197 189V191ZM213 190V189H212ZM215 190V189H214ZM24 191H26V190H24ZM35 191V190H34ZM39 191V190H38ZM67 191V190H66ZM73 191V190H72ZM156 191V190H155ZM186 191H188V190H186ZM200 191V190H199ZM209 191V190H208ZM260 191V190H259ZM141 194H140V193ZM166 192V191H165ZM165 192H163V193H165ZM178 192H179V190H178ZM210 192V191H209ZM213 192V191H212ZM222 192V191H221ZM50 193V192H49ZM68 193V192H67ZM160 193V194H159ZM158 193V196H160V198H162V195H161V192H159ZM179 193H182V192H179ZM183 193H185V190H183ZM191 193V192H190ZM194 193H195V191H194ZM194 193H191L192 195H191V197L193 198L194 196ZM202 193V192H201ZM25 194V193H24ZM47 194V193H46ZM58 194V193H57ZM187 194H189V192H187ZM197 194V193H196ZM199 194V193H198ZM60 195V194H59ZM154 196V197H152L151 198V196ZM181 195H183V197H181L182 198V200H183V198L185 197V194H180V196ZM31 196V195H30ZM156 196H157V194H156ZM227 196V195H226ZM18 197V196H17ZM53 197V196H52ZM187 197V196H186ZM189 198V201H192V200H194L196 197H197V195H196V197H194L193 199L192 198ZM200 197V196H199ZM202 197V196H201ZM206 197H207V194H206ZM238 197V196H237ZM35 198V197H34ZM198 198V197H197ZM208 198V197H207ZM214 198V197H213ZM259 198V197H258ZM63 199H65V200H63ZM185 199V198H184ZM200 199V198H199ZM198 199V200H199ZM36 200V199H35ZM44 200V199H43ZM48 200H49V198H48ZM48 200H46V201H48ZM186 200H188V198L186 199ZM206 200V199H205ZM205 200L204 199H202L201 201L203 202H205ZM39 201V200H38ZM184 201V200H183ZM194 201H196V200H194ZM32 202V201H31ZM50 202V201H49ZM193 202V201H192ZM201 202V203H202ZM203 202V203H204ZM46 203V202H45ZM182 203H184V202H182ZM187 203V202H186ZM189 203V202H188ZM212 203V202H211ZM31 204V203H30ZM33 204V203H32ZM32 204L30 205L31 207L30 208H32ZM39 204V203H38ZM185 204V203H184ZM190 204V203H189ZM193 204V203H192ZM51 205V204H50ZM175 205V204H174ZM195 205V204H194ZM196 205H197V202H196ZM199 205V204H198ZM205 205V204H204ZM219 205V204H218ZM218 205H216V207L218 206ZM45 206V205H44ZM191 206V204L189 205V207ZM208 206V205H207ZM43 207V206H42ZM52 207V206H51ZM54 207V206H53ZM160 207V206H159ZM204 207V206H203ZM220 207V206H219ZM57 208L56 207H54V209H56L57 210ZM166 208V207H165ZM169 208V207H168ZM193 207L191 206V209H192ZM225 208V207H224ZM33 209H34V207H33ZM40 209V208H39ZM46 209H48V208H46ZM53 209V208H52ZM200 206H199V208L197 209L198 210V212L200 213ZM222 209V208H221ZM31 210V209H30ZM51 210V209H50ZM181 210V209H180ZM193 210V209H192ZM191 210V211H192ZM194 210H196L195 208H194ZM203 211L202 212H205L206 210L205 209H202ZM205 210V211H204ZM246 210V209H245ZM43 211V210H42ZM49 212V211H48ZM194 212L195 211H193V214H194ZM197 212V211H196ZM195 212V214H197V215H199V213H196ZM201 212V213H202ZM183 213V212H182ZM209 213V212H208ZM228 213V212H227ZM236 213V212H235ZM250 213V212H249ZM263 213V212H262ZM49 214H50V212H49ZM186 214V213H185ZM190 214H192V212L190 213ZM204 214V213H203ZM206 214V213H205ZM210 214H211V212H210ZM38 215V214H37ZM51 215V214H50ZM182 215V214H181ZM196 215V216H197ZM36 216V215H35ZM58 216V215H57ZM176 216V215H175ZM174 216V217H175ZM203 216V215H202ZM215 216V215H214ZM43 217V216H42ZM47 217V216H46ZM59 217V216H58ZM61 217V216H60ZM59 217V218H60ZM173 217V216H172ZM180 217V216H179ZM186 217V216H185ZM191 217V216H190ZM190 217H188L189 219H190ZM194 217V216H193ZM201 217V216H200ZM229 217V216H228ZM261 217V216H260ZM61 218V219H62ZM183 218H184V216H183ZM187 218V217H186ZM197 218V217H196ZM219 218V217H218ZM224 218H225V216H224ZM227 218V217H226ZM179 219H182V218H179ZM206 219V218H205ZM213 219V218H212ZM212 219H210V221L212 220ZM260 219V218H259ZM29 220V219H28ZM46 220V219H45ZM48 220V219H47ZM54 220V219H53ZM66 220V221H67ZM161 220V223L159 222ZM207 220H209V219H207ZM207 220H205V221H207ZM63 221V220H62ZM61 221V222H62ZM65 221V222H66ZM165 221H167V219H165ZM179 221L180 220H178V221H176V222H178V224H179ZM183 221V220H182ZM193 221V220H192ZM231 221H235V220H231ZM67 222H69V221H67ZM66 222V223H67ZM175 222V221H174ZM199 222H200V220H199ZM239 222V221H238ZM58 223V222H57ZM64 223V222H63ZM65 223V224H66ZM171 223V222H170ZM180 223H181V221H180ZM206 223V222H205ZM216 223V222H215ZM228 223V222H227ZM233 223V222H232ZM235 223V222H234ZM252 223V222H251ZM68 224H70V223H68ZM157 224H160V225H162V226H159L158 225V227H161L160 229L158 228V230H156L155 229V226L157 225ZM186 224V223H185ZM192 224V223H191ZM199 224V223H198ZM39 225V224H38ZM53 225V224H52ZM167 225V224H166ZM190 225V224H189ZM207 225V224H206ZM51 226V225H50ZM74 226V227H75ZM175 226V225H174ZM180 226V225H179ZM182 226V225H181ZM251 226V225H250ZM256 226V225H255ZM262 226V225H261ZM171 229H172V227L171 226H169ZM221 227V226H220ZM69 228V227H68ZM73 228V227H72ZM200 228V227H199ZM257 228H259V226H257ZM48 229V228H47ZM69 229H71V228H69ZM203 229V228H202ZM209 229V228H208ZM252 229V228H251ZM42 230H44V229H42ZM74 230V229H73ZM205 230V229H204ZM214 230V229H213ZM52 231V230H51ZM166 231H169L168 229H167V227H165V231H163V233H162V235L164 234V232H166ZM171 231V230H170ZM174 231V230H173ZM182 231V230H181ZM63 232V231H62ZM183 232H185L186 233V231H183ZM44 233V232H43ZM48 233V232H47ZM47 233H46V235L45 236H47L48 237V235H47ZM155 233H156V235L157 236H155ZM158 233V234H157ZM173 233H175V232H173ZM207 233V232H206ZM215 233V232H214ZM72 234H74V233H72ZM211 234V233H210ZM220 234V233H219ZM32 235V234H31ZM44 235V234H43ZM50 235V234H49ZM68 235V234H67ZM70 235V234H69ZM159 235H161V234H159ZM172 235V234H171ZM185 235V234H184ZM73 236H76V235H73ZM175 236V235H174ZM212 236V235H211ZM223 236V235H222ZM50 237V236H49ZM57 237V236H56ZM63 237V236H62ZM155 237L157 238V237H159V239H155ZM166 237V241L164 240H161V238L162 239H164ZM182 237V236H181ZM46 238V237H45ZM66 238V237H65ZM74 238V237H73ZM72 238V239H73ZM78 237L76 236V239H77ZM172 238V237H171ZM176 238H177V236H176ZM190 238V237H189ZM193 238V237H192ZM197 238V237H196ZM206 238V237H205ZM54 239V238H53ZM59 239H60V237H59ZM70 239V238H69ZM72 239H70V240H72ZM95 239V240H94ZM209 239V238H208ZM34 241H35V239H33ZM62 240V239H61ZM160 240H161V242H160ZM169 240H171V239H169ZM177 240V239H176ZM175 240V243L177 242ZM181 240V239H180ZM184 240V239H183ZM188 240V239H187ZM195 240H197V239H195ZM62 241H64V240H62ZM61 241V242H62ZM66 241V240H65ZM78 241V240H77ZM193 242H194V240H192ZM191 241V242H192ZM37 242V241H36ZM52 242V241H51ZM56 242V241H55ZM60 242V241H59ZM103 242V241H102ZM103 242V243H104ZM178 242H181V241H179L178 240ZM197 242V241H196ZM206 242V241H205ZM57 243H58V241H57ZM77 242H76V240H75V243L73 244V243H71V244H73V246L76 244ZM79 243H77L76 245H78ZM107 243V244H108ZM201 243V242H200ZM29 244V243H28ZM34 243H32V245L30 246L32 249H30V247H29V250H27V251H31V254H32V250L34 249L33 248V246L35 247L36 246V244H34ZM59 244V243H58ZM61 245L63 244V243H60ZM66 244V243H65ZM70 244V243H69ZM154 244V245H153ZM167 244H172V246L171 247H173V248H170V245H167ZM189 244V243H188ZM202 244H203V242H202ZM57 245V244H56ZM55 245V246H56ZM64 245V244H63ZM79 245H81V244H79ZM99 245V244H98ZM97 245V246H98ZM106 245V244H105ZM167 245V246H166ZM180 245H181V243H180ZM264 245V244H263ZM60 246V245H59ZM107 246V245H106ZM155 246V247H156ZM169 246V247H168ZM174 246H176V245H174ZM195 246V245H194ZM207 246V245H206ZM26 247H27V245H26ZM27 247V248H28ZM69 247V246H68ZM75 247V246H74ZM80 247V246H79ZM101 247L102 246H98V248H100V250H101ZM167 247L168 248H170L171 250H170V252L168 253V250L169 249H167ZM205 247V246H204ZM21 248V247H20ZM55 248V247H54ZM57 248V247H56ZM71 248V247H70ZM80 248H82V246L80 247ZM92 248H89V251L90 250H92V252H93V254H91V253H89V255L90 256H92V255H95L94 253V251H95V249H94V251H93V249ZM107 248V247H106ZM108 248H109V246H108ZM160 248V249H161ZM178 248H181V246L179 247L178 246ZM210 248V247H209ZM36 249V248H35ZM47 249V248H46ZM53 249V248H52ZM61 249V248H60ZM59 249V250H60ZM69 249V248H68ZM78 249V248H77ZM77 249H76V251H77ZM83 249V248H82ZM162 249L160 250L161 252H162ZM205 249V248H204ZM208 249V248H207ZM71 250V249H70ZM84 250V249H83ZM98 250L99 249H97L96 248V253H98ZM103 250V249H102ZM108 250V249H107ZM110 250H111V247H110ZM159 250V249H158ZM180 250V249H179ZM66 251H68L67 249H66ZM85 251V250H84ZM88 251V252H89ZM105 251V250H104ZM104 251H102V252H104ZM154 251H155V249H154ZM160 251H158V252H160ZM210 251V250H209ZM219 251V250H218ZM19 252V251H18ZM23 252H24V250H23ZM34 252V251H33ZM53 252V251H52ZM51 252V253H52ZM60 252V251H59ZM91 252V251H90ZM101 251H99V253H100ZM110 252V253H111ZM157 252V253H158ZM222 252H223V250H222ZM69 253H71L70 251H69ZM109 253V251H108V254H110ZM157 253H155L156 255H157ZM180 254L182 253V252H179ZM179 253H177L178 254V256H180L179 255ZM185 253V252H184ZM188 253V252H187ZM190 253H191V251H190ZM189 253V254H190ZM224 253V252H223ZM24 254H26V250H25V253ZM30 253L28 252V255H29ZM41 254V253H40ZM82 254V253H81ZM85 254H87V252L85 253ZM161 254V253H160ZM163 253H162V256L164 255ZM169 254V255H168ZM193 254V253H192ZM196 254V253H195ZM202 254V253H201ZM22 255V254H21ZM34 255V254H33ZM32 255V256H33ZM54 255V254H53ZM88 255V256H89ZM98 255V254H97ZM100 255V254H99ZM191 255V254H190ZM37 256V255H36ZM59 256V255H58ZM79 256V255H78ZM82 256H83V254H82ZM177 256V257H178ZM23 257V256H22ZM29 257H31V256H29ZM56 257V256H55ZM61 257V256H60ZM60 257H58V259L60 258ZM84 257H85V255H84ZM83 257V258H84ZM99 257V256H98ZM101 257V256H100ZM182 258L184 257V256H181ZM180 257V258H181ZM191 257V256H190ZM203 257V256H202ZM201 257V258H202ZM32 258V257H31ZM30 258V259H31ZM93 258H94V256H93ZM176 258V257H175ZM29 259V260H30ZM53 259H54V257H53ZM52 259V260H53ZM65 259H68V258H65ZM81 259V258H80ZM177 260H179L180 261V259H178V258H176ZM203 259V258H202ZM22 260V259H21ZM51 260V261H52ZM55 260H56V258H55ZM99 260H100V258H99ZM163 260V259H162ZM162 260H160V261H162ZM171 260V261H172ZM197 260V259H196ZM199 260V259H198ZM2 261V260H1ZM54 261V260H53ZM60 261V260H59ZM80 261V260H79ZM203 261V260H202ZM158 262V261H157ZM170 262V263H169ZM173 262V261H172ZM178 262V261H177ZM183 262H185V261H183ZM197 262V261H196ZM57 263V262H56ZM81 263V262H80ZM174 263H175V260H174ZM179 263V262H178ZM4 264H5V262H4ZM55 264V263H54ZM71 264V263H70ZM79 264V263H78ZM94 264V263H93ZM159 264V263H158ZM161 264V263H160ZM180 264V263H179ZM181 264H183V263H181ZM188 264V263H187ZM194 264V263H193ZM206 264V263H205ZM245 264V263H244Z\"/></svg>",
    "mask_w": 264,
    "mask_h": 264
}]
</instances>
